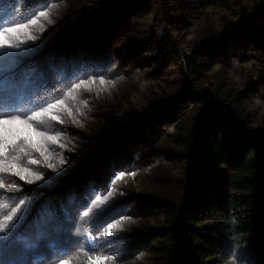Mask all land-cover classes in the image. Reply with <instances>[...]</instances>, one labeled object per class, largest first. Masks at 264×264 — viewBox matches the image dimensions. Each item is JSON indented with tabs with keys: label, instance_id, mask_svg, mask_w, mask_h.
Masks as SVG:
<instances>
[{
	"label": "rangeland",
	"instance_id": "1",
	"mask_svg": "<svg viewBox=\"0 0 264 264\" xmlns=\"http://www.w3.org/2000/svg\"><path fill=\"white\" fill-rule=\"evenodd\" d=\"M0 17L3 26L38 17L13 37L29 54L3 74L5 101L22 116L64 101L54 110L63 123L45 124L59 139L46 146L48 158L26 145L17 150L46 179L19 181L31 203L20 227L0 240V258L90 264V257L115 256L108 264H163L156 247L175 236L168 206L188 187L176 152L203 102H229L240 125L264 135V0H0ZM240 195L231 186L224 201L232 241L204 244L212 264H243L247 256L242 230L250 224L234 202ZM221 215L201 214L203 228L222 223ZM121 217L131 219L105 237L107 223Z\"/></svg>",
	"mask_w": 264,
	"mask_h": 264
},
{
	"label": "trees",
	"instance_id": "2",
	"mask_svg": "<svg viewBox=\"0 0 264 264\" xmlns=\"http://www.w3.org/2000/svg\"><path fill=\"white\" fill-rule=\"evenodd\" d=\"M165 38L171 50L170 37ZM222 124L224 127L219 130ZM180 147L176 155L183 162L188 187L180 202L168 206L175 236L169 243L156 247L163 264L213 263L204 244L218 248L219 241H232L231 217L224 209L231 186L241 194L234 202L242 205L250 224V229L242 230L248 237L247 256L242 262L264 264V135L240 125L229 102L207 99L197 124ZM94 168L77 181L88 179L95 173ZM229 170L233 171L232 182ZM216 209L222 212V223L203 228L201 214ZM208 229L222 237L213 238Z\"/></svg>",
	"mask_w": 264,
	"mask_h": 264
},
{
	"label": "snow or ice",
	"instance_id": "3",
	"mask_svg": "<svg viewBox=\"0 0 264 264\" xmlns=\"http://www.w3.org/2000/svg\"><path fill=\"white\" fill-rule=\"evenodd\" d=\"M44 11L39 12L38 16H46ZM3 18L0 17V240H6L11 236L22 224L25 216L28 214V205L31 203L25 195L24 186L19 181H24L25 184H37L46 179L41 172L34 171L32 167L25 166L17 150L24 152L25 149L21 145H26L36 152L46 156V146L49 143L59 144L58 136L50 134L45 130V124L48 120L55 122L57 125L63 123L61 117L54 111L58 106L64 105L63 100H58L57 103H46L45 105H36L30 113L23 116L16 114L20 112L11 99L7 102L4 99L5 92V71L11 72L19 63V57H24L29 54L28 49H22L20 44L13 42V37H18L21 31L27 32L31 25L38 23V17L30 18L27 23H12L9 26H3ZM31 40H36L37 37L30 35ZM12 49L15 51H6ZM16 58V59H13ZM6 59L8 66L5 67ZM14 78L10 77L9 80ZM103 83V79L101 78ZM81 85L77 84L79 88ZM15 87V84L12 85ZM70 114V110H69ZM63 147V145H60ZM26 154V153H25ZM28 165L38 166L39 162L36 159L27 161ZM55 171L52 164L47 165ZM133 177L136 173H129ZM125 173H121L119 178H123ZM14 178V179H12ZM11 191L10 195H6ZM106 208L98 210L95 214V221L99 222L100 217ZM87 216L88 213L85 212ZM131 219V217H121L118 220L107 223L106 231L103 233L105 237H112L117 233L113 230H118L122 220ZM93 241L98 237L92 235ZM115 256H95L90 257V264H108L109 261H115ZM0 264H12L11 261L0 258ZM61 264H69L67 260H62Z\"/></svg>",
	"mask_w": 264,
	"mask_h": 264
}]
</instances>
